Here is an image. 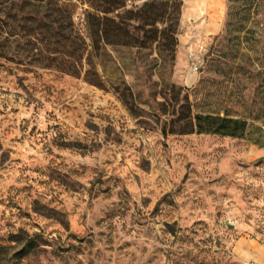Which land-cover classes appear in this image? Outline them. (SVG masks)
I'll list each match as a JSON object with an SVG mask.
<instances>
[{"label": "rangeland", "instance_id": "rangeland-1", "mask_svg": "<svg viewBox=\"0 0 264 264\" xmlns=\"http://www.w3.org/2000/svg\"><path fill=\"white\" fill-rule=\"evenodd\" d=\"M9 2L0 264H264V0H181L172 54L89 46L78 75Z\"/></svg>", "mask_w": 264, "mask_h": 264}, {"label": "trees", "instance_id": "trees-1", "mask_svg": "<svg viewBox=\"0 0 264 264\" xmlns=\"http://www.w3.org/2000/svg\"><path fill=\"white\" fill-rule=\"evenodd\" d=\"M7 1H10L9 9L17 7L21 20L31 19L26 13H43L51 18L48 23L24 26L21 36H29L32 41H27L32 44L43 42L46 45V50L53 55L47 57L45 66L53 63L71 75H78L82 67L86 68V74L91 70L92 63L87 59L89 46L96 52L102 45L148 47L154 44L159 50L172 54L177 43L181 0H143L140 5H134V0H81L88 6L82 15L89 44L72 21L75 4L70 0H0V5ZM88 80L98 84L94 77ZM194 120L196 131L201 132L199 117ZM217 128L218 125L213 131Z\"/></svg>", "mask_w": 264, "mask_h": 264}]
</instances>
